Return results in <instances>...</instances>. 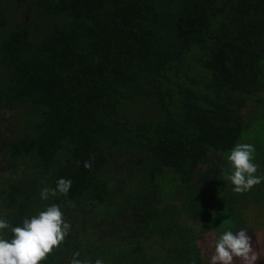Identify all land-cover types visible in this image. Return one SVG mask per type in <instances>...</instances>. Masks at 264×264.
Returning a JSON list of instances; mask_svg holds the SVG:
<instances>
[{"label": "trees", "instance_id": "obj_1", "mask_svg": "<svg viewBox=\"0 0 264 264\" xmlns=\"http://www.w3.org/2000/svg\"><path fill=\"white\" fill-rule=\"evenodd\" d=\"M27 13L0 39V105L29 113L23 130L0 138V153L35 152L44 169L54 165L49 188L72 180L56 202L70 231L123 229V252L137 261L148 240L182 230L184 216L199 218L203 231L238 230L237 206L260 202L264 191L262 180L237 194L226 179L237 143L254 145L255 175L264 176V0H31ZM251 97L259 114L244 112ZM140 105L153 113L140 116ZM125 147L144 166L127 194L132 178L110 170ZM3 192L21 223L35 183ZM179 237L191 243L187 231Z\"/></svg>", "mask_w": 264, "mask_h": 264}, {"label": "rangeland", "instance_id": "obj_2", "mask_svg": "<svg viewBox=\"0 0 264 264\" xmlns=\"http://www.w3.org/2000/svg\"><path fill=\"white\" fill-rule=\"evenodd\" d=\"M30 1L0 0V6L3 9L5 17V25L2 28L0 27V39L11 27L29 21L27 10L29 9ZM3 72L4 68L0 64V78ZM263 95L264 89L259 92V96ZM255 102L253 97L248 99L244 112L247 114H259V107ZM136 113L146 117L153 113V109L147 105H140ZM28 115V108L26 107L8 109L0 105V130L2 131L0 138L7 137L8 133L12 131L23 130L26 124L25 118ZM14 126L17 127L16 130H13ZM64 154L62 152L59 155V161L63 158ZM140 157L141 155L138 151L125 147L123 151L121 150L119 153H116L113 159L110 169L112 171L111 176H118L120 179H125L128 176L132 178V182L123 186L126 194L136 184V179L141 178L144 166L140 167L141 163L137 164ZM54 172V165L47 169H44L40 165L39 157L35 152L17 156L10 154L8 151L6 154L0 153V219L7 220L13 227L22 226V222L18 224L14 223L13 214L11 213L12 206L10 207L4 201L3 196L5 193H2V189L4 190L9 183L14 181L20 180L35 183L36 192L31 196V201L25 211L24 218L30 219L31 216L38 215L40 211L46 210L47 206L62 200L59 195L57 197H50L47 200H41L40 198L41 190L45 187H50ZM195 180L197 181V179ZM199 186L202 189L209 187L208 183H201L200 181ZM214 201L213 199H209V202L213 203ZM237 208H239L237 211L243 220L239 229L233 232L235 233L240 229L247 230L248 235L252 237L253 249L260 257L256 264H264V191L261 193L260 202L249 203L247 208L240 205ZM225 215L227 214L222 213L223 217ZM214 218L212 217L210 220L213 223L216 222ZM178 223L182 230L178 231L177 227L173 226L169 229L166 236L161 238L154 236L148 240L145 249L138 254L137 261H132L123 252L122 247L124 248L126 245L123 237L128 235H126L127 232L125 230L112 232L110 227L105 225V223L98 225L88 224L82 228L80 236L70 231L60 247L55 249L41 264H70L75 252L80 253L78 259L90 261L91 264H95L97 259L103 260V264H195L193 261L189 262L185 260L183 256L177 258L176 254L179 251L183 255L190 253L192 256L194 255L198 259L197 264H211L214 245L220 236L219 230L215 225H209L210 227L203 231L199 218L188 216H184L183 220ZM228 224H230L228 221H223L222 223V225ZM183 231H187L191 243H182L179 236ZM3 233L5 238L9 240L12 238L10 229L3 230ZM193 243L198 248L199 256L196 255L194 249L193 251L191 250ZM185 246H188V249ZM234 264H242V262L239 259H235Z\"/></svg>", "mask_w": 264, "mask_h": 264}, {"label": "clouds", "instance_id": "obj_3", "mask_svg": "<svg viewBox=\"0 0 264 264\" xmlns=\"http://www.w3.org/2000/svg\"><path fill=\"white\" fill-rule=\"evenodd\" d=\"M255 147L249 143H237L227 156L231 174H226L233 191L242 194L250 191L264 180V176L255 175L258 165L254 163ZM95 157L84 162L85 168H91ZM80 162L77 161V164ZM71 179L60 178L55 188L45 187L40 192L41 200L58 195L67 196L72 186ZM10 229L12 238H5L3 230ZM71 230L65 222L60 205L53 203L31 218H23L22 226H11L0 219V264H41L52 252L59 248ZM79 252L73 254L70 264H91L90 261L78 259ZM260 257L253 249L252 237L246 229L237 232L224 231L216 240L211 264H234L239 259L242 264H256ZM95 264H103L97 259Z\"/></svg>", "mask_w": 264, "mask_h": 264}]
</instances>
